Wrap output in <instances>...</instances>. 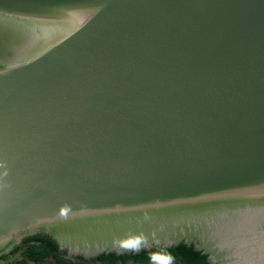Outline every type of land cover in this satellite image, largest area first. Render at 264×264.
I'll use <instances>...</instances> for the list:
<instances>
[{
	"label": "water",
	"instance_id": "1",
	"mask_svg": "<svg viewBox=\"0 0 264 264\" xmlns=\"http://www.w3.org/2000/svg\"><path fill=\"white\" fill-rule=\"evenodd\" d=\"M38 235L264 264V0H0V257Z\"/></svg>",
	"mask_w": 264,
	"mask_h": 264
},
{
	"label": "trees",
	"instance_id": "2",
	"mask_svg": "<svg viewBox=\"0 0 264 264\" xmlns=\"http://www.w3.org/2000/svg\"><path fill=\"white\" fill-rule=\"evenodd\" d=\"M19 253L24 260L32 264H210L207 255L197 251L193 245L181 243L171 248H155L143 250L138 254L103 253L97 258L86 259L78 256L77 259H66V251H60L59 245L47 236H33L25 239L10 254L0 257V261Z\"/></svg>",
	"mask_w": 264,
	"mask_h": 264
},
{
	"label": "rangeland",
	"instance_id": "3",
	"mask_svg": "<svg viewBox=\"0 0 264 264\" xmlns=\"http://www.w3.org/2000/svg\"><path fill=\"white\" fill-rule=\"evenodd\" d=\"M6 260H8V261L10 260V263L9 264H32L29 261L24 260V258H22L19 253H16V254L10 256V258L9 259H6ZM5 261H4L3 264H5ZM49 262L51 264H53L52 261L49 260ZM6 263H7V261H6Z\"/></svg>",
	"mask_w": 264,
	"mask_h": 264
},
{
	"label": "flooded vegetation",
	"instance_id": "4",
	"mask_svg": "<svg viewBox=\"0 0 264 264\" xmlns=\"http://www.w3.org/2000/svg\"><path fill=\"white\" fill-rule=\"evenodd\" d=\"M60 251H62L61 249H60ZM77 257L78 256H70V255H65V258L66 259H71V260H73L74 261V259H77ZM10 258V256L8 257V258H5V259H9ZM94 258H97V257H94ZM207 258H208V256H207ZM91 259V258H90ZM4 261L5 260H2V261H0V264H3L4 263ZM6 261H7V263H6ZM5 261V264H9L10 263V260L8 261V260H6ZM130 264H132V262H129ZM154 264H160V263H158V262H156V263H154ZM174 264V263H173Z\"/></svg>",
	"mask_w": 264,
	"mask_h": 264
},
{
	"label": "bare ground",
	"instance_id": "5",
	"mask_svg": "<svg viewBox=\"0 0 264 264\" xmlns=\"http://www.w3.org/2000/svg\"><path fill=\"white\" fill-rule=\"evenodd\" d=\"M219 259H226L222 254L218 255Z\"/></svg>",
	"mask_w": 264,
	"mask_h": 264
},
{
	"label": "clouds",
	"instance_id": "6",
	"mask_svg": "<svg viewBox=\"0 0 264 264\" xmlns=\"http://www.w3.org/2000/svg\"><path fill=\"white\" fill-rule=\"evenodd\" d=\"M198 251V250H197ZM206 255V254H205Z\"/></svg>",
	"mask_w": 264,
	"mask_h": 264
}]
</instances>
